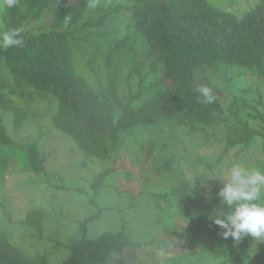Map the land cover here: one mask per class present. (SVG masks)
Wrapping results in <instances>:
<instances>
[{
	"label": "rangeland",
	"instance_id": "374dc122",
	"mask_svg": "<svg viewBox=\"0 0 264 264\" xmlns=\"http://www.w3.org/2000/svg\"><path fill=\"white\" fill-rule=\"evenodd\" d=\"M79 1L49 0L50 7L40 18L28 20L23 31L49 32L57 6L75 7ZM207 1L242 19L262 0ZM135 6L136 0H97L84 22L106 16L103 25L78 32L74 50L77 74L97 93L106 94L111 83L123 102L130 93L140 92L142 97L133 102L134 108H140L157 92L152 86L164 81L155 53L134 18ZM3 16L0 9V31L5 30ZM69 20L70 16L59 31L68 27ZM198 75L208 78L221 95L225 116L220 121L200 125L174 120L121 131L111 159L102 161L82 153L72 138L54 127L58 104L53 97L25 88L13 93L16 86L2 62L0 126L10 142L0 144V167L5 164L0 168V204L7 212L0 207V231L8 241L31 258L45 256L48 264H63L70 255L67 247L84 236L96 239L106 232L123 233L140 246L132 264H230L203 249L223 248L214 235L189 239L188 223L178 212L214 180L220 166L226 170L231 162H239L264 170V76L226 63L205 67ZM20 109L26 118L16 128L15 110ZM243 127L258 134L247 145L229 147V138ZM33 146L43 160V175L25 167ZM107 170L113 171L97 179ZM214 181L222 188L219 180ZM31 219L41 221V233L25 225ZM161 248L166 252L163 260L157 255ZM247 250L253 258L261 253L255 241Z\"/></svg>",
	"mask_w": 264,
	"mask_h": 264
},
{
	"label": "trees",
	"instance_id": "16d2710c",
	"mask_svg": "<svg viewBox=\"0 0 264 264\" xmlns=\"http://www.w3.org/2000/svg\"><path fill=\"white\" fill-rule=\"evenodd\" d=\"M49 5V0H18L15 7L4 9L5 30L23 29L28 20L40 18ZM87 12L86 0H80L75 7L57 6L53 28L38 35L23 31V46L0 50V64L4 62L8 67L16 86L13 93L25 88L53 97L58 104L52 118L54 127L72 138L82 153L99 160L111 159L119 134L124 130L174 120L200 125L220 121L225 116L221 95L208 78L198 75L205 67L226 63L264 76V0L242 19L213 7L207 0H136L134 18L155 53L164 84H154L152 89L157 92L142 107L134 108L133 102L140 99L142 93H130L128 101L123 102L112 83L106 94H99L77 74L74 47L79 38L76 34L102 27L106 18L84 22ZM69 16L68 27L59 31ZM200 85L213 89V103L203 102L196 91ZM3 88L5 85L0 82V91ZM25 118L21 109L15 110V127L19 128ZM256 134L257 131L243 127L229 138L228 145H247ZM9 142L0 126V144L4 146ZM25 167L35 175L45 173L43 160L34 146L27 153ZM0 168H5V164ZM112 171L103 172L97 179H104ZM93 187L96 188L97 183ZM220 188L218 181L210 180L188 198L178 212L188 223L189 239L214 235L223 243V248L202 247L205 251L221 255L230 264L247 260L264 264V240L250 235L239 242L223 239L222 229L213 223L214 215L228 211L217 195ZM25 225L42 232L39 220L31 219ZM170 240L175 241L172 237ZM253 241L261 247L256 258L247 250L253 247ZM139 248L123 233L106 232L96 239L84 236L80 242L67 247L70 255L63 264H132L130 259ZM0 264L48 262L45 256H27L0 231Z\"/></svg>",
	"mask_w": 264,
	"mask_h": 264
},
{
	"label": "clouds",
	"instance_id": "9594fccd",
	"mask_svg": "<svg viewBox=\"0 0 264 264\" xmlns=\"http://www.w3.org/2000/svg\"><path fill=\"white\" fill-rule=\"evenodd\" d=\"M17 3L18 0H0V9L13 8ZM86 6L97 7V0H86ZM22 32V28L0 31V48L23 46ZM196 91L204 103L215 101L210 86L200 85ZM213 179L221 182L222 188L217 195L228 209L223 215L213 216V223L222 229V238L239 242L250 235L256 240H264V170L231 162L226 170L220 166ZM157 255L163 260L165 249H159Z\"/></svg>",
	"mask_w": 264,
	"mask_h": 264
}]
</instances>
